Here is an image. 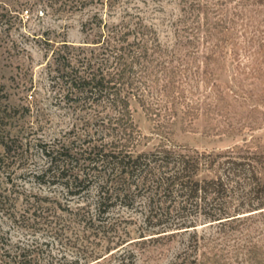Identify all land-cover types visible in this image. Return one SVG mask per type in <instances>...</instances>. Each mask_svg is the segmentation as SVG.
<instances>
[{
	"label": "trees",
	"instance_id": "trees-1",
	"mask_svg": "<svg viewBox=\"0 0 264 264\" xmlns=\"http://www.w3.org/2000/svg\"><path fill=\"white\" fill-rule=\"evenodd\" d=\"M139 1L107 0L113 17L86 16L77 44L45 38L50 86L71 120L62 138L35 142L42 162L28 173L83 201L74 212L81 236L96 238L94 259L128 240L115 236L116 205L140 215L137 237L182 235L165 264H264V0ZM132 102L159 130L151 148H136ZM196 118L233 141L199 150L170 139ZM0 146V160L17 155ZM24 198L31 219L59 223L47 211L55 196ZM45 244L5 230L0 264H60Z\"/></svg>",
	"mask_w": 264,
	"mask_h": 264
},
{
	"label": "rangeland",
	"instance_id": "rangeland-1",
	"mask_svg": "<svg viewBox=\"0 0 264 264\" xmlns=\"http://www.w3.org/2000/svg\"><path fill=\"white\" fill-rule=\"evenodd\" d=\"M106 1L0 0V138L16 146L17 151L16 156L3 155L0 160V191L7 194L5 202L0 201V233L6 230L12 238L21 240L44 237L45 252L59 257L60 264H69L70 260L71 264L74 260L76 264H116V253L121 250L129 254L133 264H165L179 248L182 235L137 237L143 227L140 215L116 205L110 210V218L118 223L115 236L128 238L129 242L122 249L112 248V253L94 259L96 238L81 236L74 212L83 201H76L58 185H38L28 173L42 162L35 142L62 138L71 120L69 110L57 102L55 89L50 86L47 66L50 51L44 40L64 38L77 44L83 36L81 22L86 16L98 11L105 18L113 17ZM161 3L165 9L171 8V0ZM131 114L140 133L136 148H151L158 141L159 130L134 102ZM170 139L199 150L221 148L233 141L230 136L214 133L201 118L176 123ZM35 191L60 201L47 210L58 216L59 223L54 227H45L30 218L24 195ZM91 194L85 192L83 197L89 200Z\"/></svg>",
	"mask_w": 264,
	"mask_h": 264
}]
</instances>
